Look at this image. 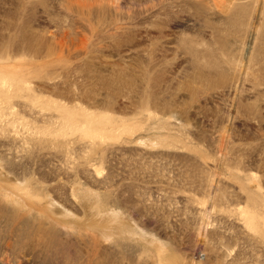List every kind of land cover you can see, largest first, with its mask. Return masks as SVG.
Returning <instances> with one entry per match:
<instances>
[{"label": "rangeland", "instance_id": "rangeland-1", "mask_svg": "<svg viewBox=\"0 0 264 264\" xmlns=\"http://www.w3.org/2000/svg\"><path fill=\"white\" fill-rule=\"evenodd\" d=\"M0 264H264V0H0Z\"/></svg>", "mask_w": 264, "mask_h": 264}]
</instances>
